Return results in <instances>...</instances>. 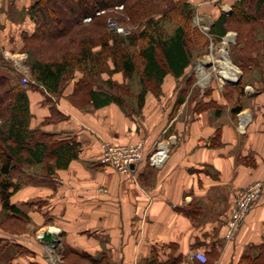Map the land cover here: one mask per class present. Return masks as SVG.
<instances>
[{
    "label": "crops",
    "instance_id": "crops-1",
    "mask_svg": "<svg viewBox=\"0 0 264 264\" xmlns=\"http://www.w3.org/2000/svg\"><path fill=\"white\" fill-rule=\"evenodd\" d=\"M188 1L209 30L238 0ZM176 80L168 75L160 96L148 93L138 117L116 104L78 110L68 99L73 82L55 106L66 119L46 125L52 105L40 90L26 89L31 128L75 138L81 153L49 178L23 175L11 203L29 217V233L0 228V264H239L251 245L264 241V90L244 92L239 113L213 96L218 108L196 109L187 120L186 98L173 109ZM139 142L145 152L165 145L164 162L143 163L134 176L100 162L103 143ZM257 182L261 197L226 240L236 193ZM43 234L53 248L40 241ZM16 246L23 251L8 260ZM194 252L208 260L192 258Z\"/></svg>",
    "mask_w": 264,
    "mask_h": 264
},
{
    "label": "trees",
    "instance_id": "trees-1",
    "mask_svg": "<svg viewBox=\"0 0 264 264\" xmlns=\"http://www.w3.org/2000/svg\"><path fill=\"white\" fill-rule=\"evenodd\" d=\"M67 1L35 0L28 14L36 27L33 33L23 37V51L33 54L28 66L36 84L30 85L29 90H40L45 102L52 105L51 115L43 122L45 125L66 119L55 106L73 82L68 98L78 110L85 106L100 109L116 104L128 117L140 115L148 93L160 96L168 75L179 79L190 67L194 42L206 44L204 34L193 26L195 6L188 0ZM158 2L168 4L165 7ZM117 3L125 5L129 22L137 26L127 35L111 32L106 26V12ZM98 10L106 12L96 16ZM88 16H92V21L84 25ZM119 21L124 23L126 19L119 18ZM232 23L241 26L237 31L239 66L244 73L254 69L264 73V0H238L230 13H222L215 20L208 34L221 39ZM168 24H175L171 33L166 29ZM34 40L40 41L43 47L61 43L54 56L38 58L39 51L35 52L29 45ZM0 66L8 68L2 57ZM78 73L81 76L77 79ZM115 73H122L127 82L116 84L110 78H102L104 74L110 77ZM135 76L137 92L131 88ZM124 96L135 104L127 102ZM82 100H85L84 106L79 103ZM241 110V106L235 105L233 113ZM32 118L27 90L12 84L8 75L0 74V120L3 121L0 125V228L11 234L26 233L23 229L30 222L11 203L22 185L20 180H14L13 174L30 173L27 169L43 165L45 173H32L29 179L49 178L57 170L68 168L81 153V145L75 138L31 128ZM16 249L5 257L13 260L23 251L19 246ZM239 264H264V241L251 245Z\"/></svg>",
    "mask_w": 264,
    "mask_h": 264
},
{
    "label": "rangeland",
    "instance_id": "rangeland-1",
    "mask_svg": "<svg viewBox=\"0 0 264 264\" xmlns=\"http://www.w3.org/2000/svg\"><path fill=\"white\" fill-rule=\"evenodd\" d=\"M68 2L67 0H64ZM115 1V0H114ZM119 1V0H118ZM35 2V0H0V57L4 59L8 68L0 66V74H6L10 78L12 84H16L22 86L25 90L29 89L30 85H35V81L30 76V69L28 66V60L33 56V54L29 53V51H23L25 47L24 35L33 33L36 25L33 20H31L30 15L28 14L30 6ZM88 5L91 4V1L87 2ZM162 3V6H167L168 3ZM201 6V5H200ZM125 5L123 3H117L112 8H109L106 12V26L111 32L112 30L108 26V21H113L118 23V27L121 29H125L124 31L131 32L137 28L136 25H132L129 22V18L125 13ZM231 12V11H230ZM229 12V13H230ZM104 15V14H103ZM196 17V18H195ZM195 17L193 19V26L196 27L200 32H202L206 38V44L204 45L201 41H195L193 44V61L189 68L186 69L184 75L175 81V90L177 91V95L175 101L173 103V109L179 107V101L182 98L187 99L185 113L183 115L186 116L187 120L191 117L192 112L197 109L200 111L201 109L207 107H215L218 108L217 102L211 99L213 96L224 97L226 98L231 106L239 105L242 103L245 98H242L243 93L253 95V93L257 91L264 90V73H260L258 69H254L252 72L244 73L238 63L239 53L237 51V31L241 30V26H238L235 23L230 24V29L226 35H233V41L230 42L226 46L227 56L233 66L237 69L236 78L234 80H223L219 79L217 74L211 76L208 81L204 84H200L198 81V75L196 73V67L198 63L202 60L207 59L212 53L215 59H218L220 54L219 51L223 45V38L216 39L208 34V28L206 24L200 21L197 16V8H195ZM119 18H124L126 21L120 22ZM199 19V20H198ZM84 25H88L90 22L85 21ZM200 23V24H199ZM199 24V25H198ZM175 24H168L166 29L169 33L172 32ZM203 27V28H202ZM243 27V26H242ZM207 28V29H206ZM202 29V30H201ZM122 35H127L122 34ZM225 35V36H226ZM224 36V37H225ZM61 43V42H60ZM60 43H56L55 45H51L50 47L42 46L40 41H30L29 45L35 52L38 50L39 55L38 58L52 57L56 54L57 48L60 46ZM199 43V44H198ZM43 49H40L42 48ZM34 52V53H35ZM37 53V54H38ZM77 76H81L80 73ZM27 78L31 81H34V84L23 85V79ZM103 79L110 78L116 84H123L127 81L123 77L122 73H115L112 76H108L104 74L102 76ZM137 76L134 77V81L131 83V88L133 91H138V86L136 83ZM237 81V83L233 84L232 82ZM102 87L107 90L105 85ZM240 96V98H238ZM245 96V95H244ZM126 101L130 104L134 105V101L128 96H124ZM84 99V97H80ZM69 99V98H68ZM132 100V102H131ZM238 102H237V101ZM85 100H82L83 103L79 102L84 106ZM243 104H241L242 106ZM80 108V107H78ZM83 108L82 110L88 111L89 109ZM81 109V108H80ZM138 117V116H133ZM0 125H3V121L0 120ZM129 145V144H122ZM30 173H45L43 165H34L33 167L27 169ZM24 173H14L13 177L16 181L18 179H23ZM17 181V182H18ZM24 232L29 233V227Z\"/></svg>",
    "mask_w": 264,
    "mask_h": 264
},
{
    "label": "built area",
    "instance_id": "built-area-1",
    "mask_svg": "<svg viewBox=\"0 0 264 264\" xmlns=\"http://www.w3.org/2000/svg\"><path fill=\"white\" fill-rule=\"evenodd\" d=\"M106 11L98 10L96 16L105 14ZM85 21H92V16L86 17ZM108 26L112 31L119 34H128L125 29L118 27V23L108 21ZM23 85L34 81L23 79ZM167 150L165 145H157L153 151L145 152L142 142L129 145H114L103 143L101 145L100 162L103 165L113 168L120 174H129L134 176V171L143 163H148L151 166H160L166 158ZM134 166L132 169L131 166ZM263 192V184L261 182L254 183L236 193L235 200L230 209V217L226 226L225 239L233 240L243 224L251 207L259 200ZM50 260L54 258L48 255ZM192 258L198 259L201 262H206V256L201 252H194Z\"/></svg>",
    "mask_w": 264,
    "mask_h": 264
},
{
    "label": "bare ground",
    "instance_id": "bare-ground-1",
    "mask_svg": "<svg viewBox=\"0 0 264 264\" xmlns=\"http://www.w3.org/2000/svg\"><path fill=\"white\" fill-rule=\"evenodd\" d=\"M232 41H233V35L229 36L227 39L223 41V45L219 51L220 56L218 59H215L212 53L207 59L202 60L198 63L196 67V73L198 75V81L200 82V84H204L206 81L209 80V78H211V76L215 74L219 76V79L221 81L234 80L236 78L235 75L237 69L228 59L227 50H226V46Z\"/></svg>",
    "mask_w": 264,
    "mask_h": 264
},
{
    "label": "water",
    "instance_id": "water-1",
    "mask_svg": "<svg viewBox=\"0 0 264 264\" xmlns=\"http://www.w3.org/2000/svg\"><path fill=\"white\" fill-rule=\"evenodd\" d=\"M229 36H231V34L226 35L225 37H223V41L225 39H227ZM228 55V54H227ZM237 83V81L233 82V84ZM131 168L133 169L134 166L132 165ZM40 241L45 242L47 245H49L51 248H53L55 246V242L51 239V237L47 234H43L40 238Z\"/></svg>",
    "mask_w": 264,
    "mask_h": 264
}]
</instances>
